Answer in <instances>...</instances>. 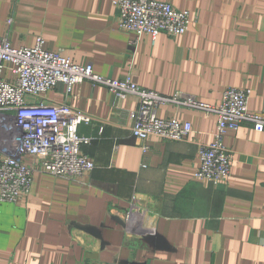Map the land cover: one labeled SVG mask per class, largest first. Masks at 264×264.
<instances>
[{
	"label": "crops",
	"instance_id": "obj_1",
	"mask_svg": "<svg viewBox=\"0 0 264 264\" xmlns=\"http://www.w3.org/2000/svg\"><path fill=\"white\" fill-rule=\"evenodd\" d=\"M114 1L0 0V37L15 48L43 37L48 51L110 79L132 72L162 96L218 105L227 89H250V110H264V0H158L195 22L179 38L144 36L137 46ZM3 77L15 80L10 64ZM38 101L92 117L78 133L90 139L82 151L95 168L80 182L37 173L29 196L0 203V264H264V132L245 125L226 134L231 176L214 186L195 174L215 115L162 106L160 118L189 122L193 132L177 142L151 138L144 153L132 134L137 96L117 100L83 82Z\"/></svg>",
	"mask_w": 264,
	"mask_h": 264
},
{
	"label": "built area",
	"instance_id": "obj_2",
	"mask_svg": "<svg viewBox=\"0 0 264 264\" xmlns=\"http://www.w3.org/2000/svg\"><path fill=\"white\" fill-rule=\"evenodd\" d=\"M113 4L121 29L135 35L132 46H137L144 36L154 40L161 34L179 38L195 22L190 12L158 0H115ZM12 23L10 18L9 27ZM6 64L12 66L13 81L3 77ZM83 82L104 86L117 100L132 95L139 98V107L132 114V134L144 153L150 151L151 138L177 142L193 132L189 122L160 118L162 106L172 104L215 115L214 141L201 148L195 174L196 179L214 186L228 182L231 176L232 156L225 145L226 134L245 125L264 132V110H250V89L229 88L218 105L181 92L162 96L135 84L132 72L123 80L110 79L96 74L91 63L79 65L60 52L48 51L43 37L32 48H15L5 35L0 37V203L15 204L29 196L37 173L80 182L94 170L93 161L82 151L90 139L78 133L79 126L92 123V117L66 103L47 105L38 101L60 84L70 94ZM31 98L37 101L31 102ZM28 159L34 163L28 164Z\"/></svg>",
	"mask_w": 264,
	"mask_h": 264
}]
</instances>
